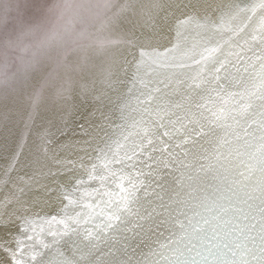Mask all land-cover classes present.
Listing matches in <instances>:
<instances>
[{"label": "water", "instance_id": "water-1", "mask_svg": "<svg viewBox=\"0 0 264 264\" xmlns=\"http://www.w3.org/2000/svg\"><path fill=\"white\" fill-rule=\"evenodd\" d=\"M227 3L0 0V264H14L13 253L31 260L36 252L40 264H53L61 255L79 264H148L170 227L151 190L141 191L134 211L102 238L90 240L85 233L52 241L48 229L55 232L57 222L97 203L94 190L115 192L119 199L118 185L127 187L126 181L101 187L88 176L101 174L92 172L93 164L106 163L99 149L106 132L112 139L118 135L119 106L129 99L134 74L163 75L168 57L161 54L178 43L177 30L194 41L196 22L217 19L218 8ZM68 114L77 123L75 132L56 133L59 143L53 144L52 134ZM26 156L32 161L27 166ZM144 171L145 183L167 201L176 186L175 169ZM77 179L84 183L80 191ZM85 190L93 196L83 199ZM29 244L34 247L20 257Z\"/></svg>", "mask_w": 264, "mask_h": 264}, {"label": "snow or ice", "instance_id": "snow-or-ice-1", "mask_svg": "<svg viewBox=\"0 0 264 264\" xmlns=\"http://www.w3.org/2000/svg\"><path fill=\"white\" fill-rule=\"evenodd\" d=\"M194 31L197 38L188 41L177 30L178 43L161 54L168 57L163 75L134 74L129 99L119 106L118 135L105 133L99 151L106 163L93 164L92 172L101 174L88 179L101 187L117 181L128 186L118 185L119 199L115 192L94 190L97 203L57 222L55 232L49 227L52 241L85 233L90 240L102 238L134 211L141 191L151 190L170 227L148 264H264V0H229L218 8L217 19L204 17ZM76 126L71 114L62 117L52 143H59L56 133L74 134ZM25 161L32 163L28 156ZM169 167L178 175L165 201L145 183L144 169ZM83 186L77 179L76 191ZM21 234L27 236L23 229ZM39 256L21 260L13 253L14 264H40ZM53 264L79 262L61 255Z\"/></svg>", "mask_w": 264, "mask_h": 264}]
</instances>
